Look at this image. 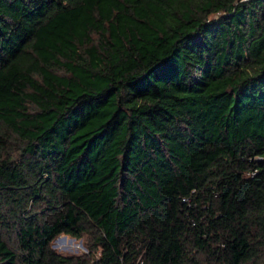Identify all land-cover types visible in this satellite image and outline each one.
<instances>
[{
	"label": "trees",
	"instance_id": "1",
	"mask_svg": "<svg viewBox=\"0 0 264 264\" xmlns=\"http://www.w3.org/2000/svg\"><path fill=\"white\" fill-rule=\"evenodd\" d=\"M0 264H264V0H0Z\"/></svg>",
	"mask_w": 264,
	"mask_h": 264
},
{
	"label": "rangeland",
	"instance_id": "2",
	"mask_svg": "<svg viewBox=\"0 0 264 264\" xmlns=\"http://www.w3.org/2000/svg\"><path fill=\"white\" fill-rule=\"evenodd\" d=\"M49 246L62 254H78L86 251L81 238H74L63 233H59L52 238Z\"/></svg>",
	"mask_w": 264,
	"mask_h": 264
}]
</instances>
